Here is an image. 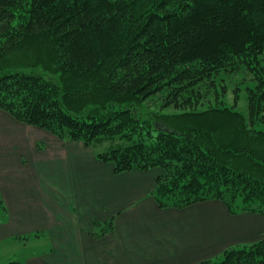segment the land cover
<instances>
[{"label":"trees","instance_id":"1","mask_svg":"<svg viewBox=\"0 0 264 264\" xmlns=\"http://www.w3.org/2000/svg\"><path fill=\"white\" fill-rule=\"evenodd\" d=\"M0 110L160 169L161 209L264 215V0H0ZM200 264H264V239Z\"/></svg>","mask_w":264,"mask_h":264},{"label":"crops","instance_id":"2","mask_svg":"<svg viewBox=\"0 0 264 264\" xmlns=\"http://www.w3.org/2000/svg\"><path fill=\"white\" fill-rule=\"evenodd\" d=\"M161 173L116 174L93 147L0 110V244L43 242L24 264H200L264 239V215H233L221 201L159 208ZM111 220L97 239L95 223Z\"/></svg>","mask_w":264,"mask_h":264},{"label":"rangeland","instance_id":"3","mask_svg":"<svg viewBox=\"0 0 264 264\" xmlns=\"http://www.w3.org/2000/svg\"><path fill=\"white\" fill-rule=\"evenodd\" d=\"M236 81L232 82L231 91L233 90ZM230 91V92H231ZM226 104L231 107H235L237 110L241 111L244 114H247L246 110V103L240 102V104L235 105V97L231 93L228 95L226 99ZM204 107L203 105L199 107L202 110ZM172 112V111H167ZM113 143L111 141H102L97 143L93 149L96 153L104 152L111 149ZM3 213L0 210V215ZM1 217V216H0ZM46 247L43 242H37L35 239L31 238V241L24 240H17L13 239L7 243L0 244V264H24L25 259L28 255H31L36 252H41Z\"/></svg>","mask_w":264,"mask_h":264}]
</instances>
